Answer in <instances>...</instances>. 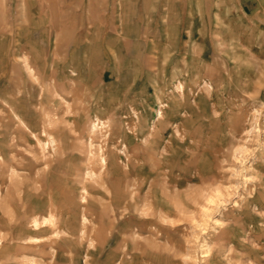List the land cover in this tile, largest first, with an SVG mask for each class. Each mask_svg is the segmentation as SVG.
Here are the masks:
<instances>
[{
    "label": "rangeland",
    "instance_id": "obj_1",
    "mask_svg": "<svg viewBox=\"0 0 264 264\" xmlns=\"http://www.w3.org/2000/svg\"><path fill=\"white\" fill-rule=\"evenodd\" d=\"M0 264H264V0H0Z\"/></svg>",
    "mask_w": 264,
    "mask_h": 264
}]
</instances>
